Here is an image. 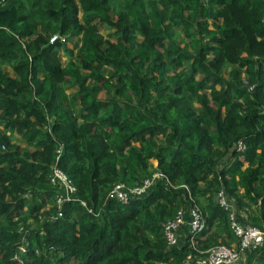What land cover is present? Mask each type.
Wrapping results in <instances>:
<instances>
[{
    "label": "trees",
    "instance_id": "trees-1",
    "mask_svg": "<svg viewBox=\"0 0 264 264\" xmlns=\"http://www.w3.org/2000/svg\"><path fill=\"white\" fill-rule=\"evenodd\" d=\"M220 188L264 234V0H0V264H194L190 241H236ZM192 206L203 227L167 248Z\"/></svg>",
    "mask_w": 264,
    "mask_h": 264
},
{
    "label": "built area",
    "instance_id": "built-area-1",
    "mask_svg": "<svg viewBox=\"0 0 264 264\" xmlns=\"http://www.w3.org/2000/svg\"><path fill=\"white\" fill-rule=\"evenodd\" d=\"M55 40L56 36L53 35L50 37L49 43ZM243 149L244 146L238 141L235 145V150L242 151ZM159 177H161V174L153 172L141 179L139 183L128 188L121 183H117L110 188L107 197L119 203H126L130 198L143 194L152 182ZM50 183L63 191V195H58L55 199L57 205H60L69 194L74 192L70 182L56 168L51 171ZM214 198L217 205L228 212L229 228L236 241L229 246L215 245L203 252L196 250L193 241H190L189 247L197 255H187L186 261L194 264H239L242 262L246 250L262 243L264 234L260 230L238 221L237 210L222 188L215 192ZM80 204L85 207L83 202H80ZM88 211L90 212L89 209ZM56 215L59 216L60 214L57 212ZM184 227L185 229H183ZM202 227L203 218L195 206L188 208L187 213L182 208H179L171 218L162 224V238L167 248L177 247L180 243L179 241H181V233L188 236Z\"/></svg>",
    "mask_w": 264,
    "mask_h": 264
},
{
    "label": "rangeland",
    "instance_id": "rangeland-1",
    "mask_svg": "<svg viewBox=\"0 0 264 264\" xmlns=\"http://www.w3.org/2000/svg\"><path fill=\"white\" fill-rule=\"evenodd\" d=\"M99 33H100V35H102V37H104L105 38V35H106V33H107V31H106V28L104 27V26H99ZM62 42H64V45H66L67 47H72L73 46V44L74 43H76L77 44V42H78V40L77 39H71V40H69L68 42H65L64 40H62ZM12 58V57H11ZM58 59L60 60V63H64L65 61H66V59L62 56V53L61 52H59V54H58ZM8 64L7 63H3V68L5 69V70H7V71H9V68H8V66H7ZM68 91V93L71 91L70 89L69 90H67ZM101 97H102V95H101ZM66 103V101H64V104ZM18 139H19V137L17 136V138H16V136H15V141L17 140L18 141ZM159 141V140H158ZM240 264V263H239Z\"/></svg>",
    "mask_w": 264,
    "mask_h": 264
}]
</instances>
